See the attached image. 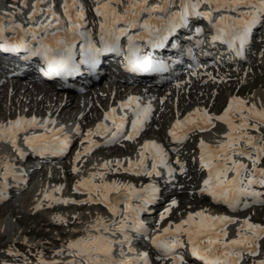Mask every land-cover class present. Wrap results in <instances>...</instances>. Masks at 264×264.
Masks as SVG:
<instances>
[{"label":"snow or ice","instance_id":"snow-or-ice-1","mask_svg":"<svg viewBox=\"0 0 264 264\" xmlns=\"http://www.w3.org/2000/svg\"><path fill=\"white\" fill-rule=\"evenodd\" d=\"M119 2L120 0H96L94 11L102 18L97 43L93 40L91 31L87 29L85 9L79 0H63L62 8L67 18V27H64V20L57 15L52 5L41 8L40 5L45 3V0H34L29 19L34 20L37 15L46 14L52 17L55 23L51 20L47 23L38 21L28 28L14 24L10 29H5L0 24V41H3L0 43V49L5 52H19L24 49L27 52L24 59L35 56L42 59L45 67L40 70L46 75L72 76L80 72L81 65L88 66V70L95 68L103 53L123 54L124 49L120 41L121 37H126L128 53L125 57L126 67L140 73L162 72L167 68L165 62L145 49L164 48L169 37L177 29L189 26V21L193 17L207 19L215 30L212 42L227 43L237 55L241 54V49L254 26L264 23V0H180L176 11H170L175 7L176 0H161L160 4L153 6L148 5V0H130L123 14L112 7L114 3ZM24 5L27 6V0H24ZM202 5H207L208 9L202 10ZM144 13L147 17L142 19ZM120 24L124 27H119ZM131 29L138 31L131 32ZM5 31L17 32V36H5ZM200 31L202 30L197 29V32ZM29 35L30 40L26 39ZM196 43L201 42L196 41ZM187 53L192 54L191 47L187 49ZM139 101V97L131 96L118 106L121 110L129 109L133 114L131 128L127 133H125L127 116H117V109L112 108L105 113L104 120L98 123L94 130L89 129L84 134L87 146L82 152L77 151L75 159L79 160L81 155L90 152L93 147H99L91 139L93 136L110 133L106 143H116L121 139L135 140L151 112L150 103L142 105ZM246 105L245 100L234 96L222 115L213 117L207 110L196 109V119L193 118V113H189L183 120L178 118L169 131L174 141H183L191 131L196 129L205 131L206 126L213 119L227 124L229 130L225 133L226 139L217 146L213 147L203 139L200 141V163L203 168L208 169V178L203 181L200 191L208 193L217 202L224 203L233 210L241 203L244 207L250 206L248 200L242 201V197L251 198L252 203L264 204V199L261 198L264 193L255 188V186H264V167L259 166L264 160V132L260 131L264 126V106L258 109L255 104L247 107ZM235 114H238L239 123L234 122ZM109 120L112 122L111 127L105 123ZM49 124L54 125L55 120L46 119L40 123L34 116L31 119L17 117L7 124H0V139H7L16 146L17 139L23 133V142L34 153L58 154L67 151L70 137L63 133L62 126L49 128ZM33 128H41L43 131L29 134V129ZM250 129L256 134H250ZM75 131L79 134V127ZM84 142L81 141L82 144ZM241 144L245 147H241ZM17 151L21 156L25 155L18 147ZM237 156L246 158L251 167L243 160L236 159ZM149 159L150 167L147 163ZM175 162L180 165L179 170L184 172L181 161L177 158ZM111 163L106 161L101 168L119 171L123 167L122 161L115 162L116 168H110ZM161 166L167 170L169 178L176 171L168 163V153L165 148L155 141H146L139 149V159L136 161L129 159L128 166L123 167V171L133 172L136 175L160 176L161 172L158 169ZM0 168H3L0 172V199H3L9 187L8 178L11 176L18 180L20 177L14 170L13 164L4 163ZM72 170L79 171L75 166ZM229 173H232L231 177ZM104 175L103 171L94 172L87 179L78 181L75 190L83 186L88 190L89 197L87 200L71 202L105 204L114 217L121 219L105 222L98 216L90 225V228L95 230V235L89 232L87 236L70 241L66 245L73 257L67 264H151L147 253L128 255L136 251L131 246L133 237L130 232L142 234L145 239H150L151 244L159 250L156 259L171 258L172 264H186L184 255L179 251L185 248V240L182 238L185 236L187 245L190 246V255L203 264H239L245 253L254 257L259 255L260 241L264 240V225L252 223L250 218H245L240 222L236 238L228 239L227 226L237 223V219L227 215H208L203 210L188 213L187 218L179 223L169 222L162 231H159V221H157V234L149 237L150 229L140 219V214L148 210V205L155 203L159 191L157 186L149 183L137 189L132 185L116 181L99 184L93 182L97 176L103 181ZM60 190L59 187L53 189V191ZM93 191L98 193L95 199L91 195ZM109 193L117 195L110 199ZM45 198L50 202L69 203L47 192ZM133 200L139 203L134 204ZM121 203L124 204L123 209L119 208ZM176 204L177 201L173 199L160 213V220H163ZM116 233H120L122 239H113ZM117 244L120 245L121 259L113 256V248ZM125 245L128 246L127 252L124 250ZM57 251L63 253L64 249ZM25 264H28L26 259ZM39 264H56V262L41 259ZM255 264H264V259L255 261Z\"/></svg>","mask_w":264,"mask_h":264},{"label":"rangeland","instance_id":"rangeland-1","mask_svg":"<svg viewBox=\"0 0 264 264\" xmlns=\"http://www.w3.org/2000/svg\"><path fill=\"white\" fill-rule=\"evenodd\" d=\"M79 1L81 2L86 0H79ZM123 1L124 0H120L118 4L114 3L112 7L117 9L119 7V4L123 3ZM9 2L12 3L11 4L4 3L2 4V6H0V8L8 9V12H10L11 14L17 13L16 8L18 7V10H20V6H21L20 4H24V0H21L22 3L20 2L19 5L17 3V0H10ZM11 5H14L15 7H12ZM18 14H20L19 11ZM258 39H260L262 43V40H264V36L262 37V35H260ZM257 43H258L257 38H255V41L253 40V44H252L254 48L251 50V52L254 54L252 56V59L248 63L241 64L240 66L241 68L238 70V71H242V69H245L244 73H246V69L250 70L248 74H245L247 75V77L241 78L239 74L233 77H229V76L224 77L225 76L224 69L219 68L217 70H208L206 71L207 73H204L203 76H200V78H204V77L210 78L212 80V82L210 83H203V84L196 83L191 88L190 85H187L189 87L187 88L184 87L181 89H177L175 91L171 88L172 85H167L163 87V89L164 88L167 89L165 91L166 94L162 95L164 96V98L163 97L157 98V102L154 106V112L155 115L159 118V123L157 124L154 123L149 130L143 132L141 136L138 137L135 141H128L122 139L121 141L119 140V142L114 145L108 144V146L106 147H101L97 149V153L94 154V157L97 158L96 163L99 165V164H104L106 161H111L112 163L110 165V168H114L116 166L115 164L116 159H120L125 162L127 161V159H132L138 153L139 148L141 147V145H143L145 141H155L156 143L160 144L161 140L164 139L163 136V132H164L163 127H165L164 124L169 118H171L173 115L174 116L179 115L178 113H183L184 111L198 109L197 107L203 108L204 105L207 106L208 102L211 100H213L214 102L212 106H208L209 114L212 115L213 117L222 115L224 110L227 108L231 98L235 96L234 94L228 91L229 88L226 87L227 85H230L235 90H237L240 86L244 87L245 91L240 95L235 96L241 99L245 97L249 98L255 91L264 89V72L263 75L256 76V71H253L254 69L262 70L258 64L259 59L257 58L259 49L255 48ZM195 70L197 71V68ZM179 80H181V76L178 78V81ZM0 90H3L8 94L6 99L4 100L5 101L4 103L6 105H9L11 102L10 99L11 92L9 90H6V87H2V86L0 87ZM49 90H47V94H45V97L47 98L46 99L47 102L49 99H51L52 96V94L49 93ZM44 91L46 90H43V92ZM79 97L80 96H77V102L78 100H80ZM85 98L87 99V97ZM96 104L98 105L97 110L93 112L90 119L84 121V123L82 124L83 127H88L89 125L97 124L99 122L100 114L102 113V106L100 105V101H98ZM220 104L223 106L217 108V106ZM84 107H81L80 104L78 111L73 112L72 119L69 121V123L71 124L77 123L76 120H74V117L75 116L78 117L79 114L84 109ZM214 120H215L214 122L217 123V126L215 128L220 129L223 122L216 119ZM218 131L220 130H205L204 132L200 131L199 129L194 130V132H192L189 135V138L186 140L185 144H183V146H185L186 148H184V150L183 148H181V150H183V153L186 152L191 153L193 150L191 147L194 146L193 144L196 145V143L193 142L194 139L200 138L201 140V139L209 138L211 135H214V133H217ZM260 131L264 132V126L261 127ZM199 133H201V135ZM80 142H81V138L77 141V143H75V146H73L72 150H78L80 147L79 146ZM187 143L188 146H186ZM162 146L165 148V150L167 149L166 151L170 152L168 154H172L176 150V149L174 150V148L173 149L168 148L170 147V144L168 145L166 144ZM106 153H112V156L107 157ZM188 153L182 154V157L183 158L188 157ZM70 154H73V151H71ZM178 154L179 153H175L172 155V157H177ZM243 159H245L246 163L249 164V167H251L250 162L247 161L246 158ZM88 160L89 159L87 157H84L82 159V162H80L79 167L75 166L76 168L79 169L80 174L89 173L90 169L94 167V165L91 163L92 160L90 159V161L87 162ZM245 161L243 162L245 163ZM260 165L264 167V160L260 162ZM58 169L59 167H52L51 169H47V170L46 168L40 169L39 172L40 175L34 180H32L31 183L25 189L17 193L15 196L11 195L12 196L11 198L9 199L7 198L6 200L0 202V221L2 219L7 221L5 225L6 231L5 230L2 231L0 227V264H20L19 261L15 262L9 260L11 256H9L7 260L2 259L3 257L1 252L6 251L5 253L9 255L10 249L19 250L26 258L28 257H31L32 259L46 258L49 259L50 261L53 259V257L59 254L57 250L61 249L62 246L66 244L69 240L75 237L76 239H78L82 236H85V231L81 227L80 222L82 220H85V217L88 216V214L95 211L99 215L108 217L109 213L106 209L105 210L100 209L99 207L95 208V206L91 203L89 204L86 203L85 206L80 210H78V208L75 209L76 207L52 210L51 207H54L59 203L50 202L48 199L45 198V196H41V198H37L35 200L33 198H29V196L32 194L31 192L33 191L32 190L33 187H35V183L37 182V179L41 177L42 173H45L46 175L49 176L51 175L52 177L54 176L61 177V182L57 183L56 185H53L54 187L58 186L61 190L59 191L58 194H54L52 196L56 195L57 198L60 200L63 199V197H68L67 198L68 200H73V199L75 200V195L70 192L71 190H69L70 183L74 181L73 177H75V175L72 176L70 168L63 170L62 168H60L61 170L58 171L59 174L57 175L49 174L54 171H57ZM104 171L108 172L111 170L104 169ZM177 173H180V176L183 175L182 172H177ZM187 175L188 172L185 173V177H187ZM190 175L191 177H189L188 180L195 179L192 174ZM105 177L108 182L116 181L120 183H125L127 185H133L135 188H137L136 183L140 182L142 184L153 179L151 176H146V175H132V176H126V178H120L117 176L115 178H108L107 173H105ZM156 177L157 176H155L154 178ZM160 182L162 183L161 185H163V181ZM169 182H171V180ZM185 182L188 181L185 180ZM175 190L176 193H174L171 196V198L175 199L177 201V204L174 207H172L171 211L165 216L163 220H161L164 221L163 224L164 226H167L169 222H172L173 224L178 223L179 219L180 221L183 220V217L188 213L198 212L201 206H209L207 205L208 203L207 200L202 199L203 197L199 199H193L192 197H188L185 192L191 190L189 188H185L184 181L175 183ZM165 203H168V201H166ZM38 205L40 206L37 207ZM190 205H194L196 207L191 208ZM263 207L264 204L260 205L259 203H257L256 206L252 205L244 208L241 207L239 211H241L242 218H248V216L250 215L255 216L258 218L257 222L260 225H264V217H263L264 215L263 216L258 215V213L260 214V211ZM263 210L264 208L262 209V213L264 214ZM161 212L162 211H159L157 213V216L160 215ZM71 218H75V219L78 218L76 221L79 224H75L74 226L73 225L67 226L68 225L67 221H69ZM112 218L115 217L111 215L110 219ZM110 219L107 222H109ZM116 219H120V218H116ZM166 221L168 222L166 223ZM161 225L162 224H159L160 228L164 227V226L161 227ZM143 245L144 244L142 242L140 248H142ZM260 249L264 251V240L260 241ZM245 256L250 257L251 255L246 254ZM69 258L72 259L73 257L71 256L65 258V260H63L64 261L63 263L67 264L66 261L68 260L70 261ZM250 258L251 259L253 258L252 260L255 259L254 256H251ZM252 260H250L249 261L250 263L247 264H251L253 262ZM159 264H164V263L159 262Z\"/></svg>","mask_w":264,"mask_h":264},{"label":"bare ground","instance_id":"bare-ground-1","mask_svg":"<svg viewBox=\"0 0 264 264\" xmlns=\"http://www.w3.org/2000/svg\"><path fill=\"white\" fill-rule=\"evenodd\" d=\"M29 1L32 2L31 3V11H32V5L34 3V0H29ZM81 2H83L82 4H84V5L85 4H88L89 5V2H87V1H81ZM129 2H130V0H124L123 3L119 4V7L116 10L119 13L123 14L122 11L125 10V8L129 4ZM160 3H161V0H148V5L149 6H153L154 4L157 5V4H160ZM93 4L96 5V2L95 3L93 2ZM40 7L43 8L42 6H40ZM204 7L205 6H203V8ZM0 12L5 14L6 12H8V9L0 8ZM91 12H93V9L90 10V13ZM8 15H12L11 18H13L15 14H11L9 12L6 16H8ZM18 15L21 16V14H18ZM98 18H99V21H101L102 18L100 16H98ZM3 21L5 23L8 22L7 20H3ZM8 24H9V22H8ZM261 27L262 26H260V27L257 26L255 29L252 30V31H256V34H255V32L253 33L252 38H253L254 35L257 36V34H259V33H261L260 35L264 36L263 35L264 33H262V30L260 31ZM257 29H259V30L257 31ZM254 41H255V36H254ZM263 42H264V40H262V43ZM252 44H253V42H252ZM263 46H264V44H263ZM257 56H258L257 58L259 59V63L258 64H259V66L261 67L262 70H258V69L255 70L254 69L253 71H256V76H261V75H263V72H264V47H263L262 50L259 49V53L257 54ZM195 58H198L197 54H196V57ZM233 58L234 57L231 56V55L229 57H227L228 63H230V62L233 61V64L232 65H228L227 66V69L224 68V75H225L224 77H227V76L233 77V76L238 75V74H239V76L241 78L247 77V75H245V74H248V72L250 70H247L246 69V73H244L245 69H242V71H238L241 68L240 67L241 64L245 63V60L244 61H239L238 59L234 60ZM185 81H187L186 86L187 85H190V88L193 85H195L196 83H200V84L202 83L203 84V83H210V82H212V80L210 78H208V77H204V78L197 77V78H194V76L191 75V76H188V77H185V78H181V80H179V81L177 80L175 84H172L171 88L174 91L177 90V89L184 88L185 87L184 86V82ZM1 86H3V85H0V87ZM32 86L27 87L23 92H21L17 88V86H13L12 87V90H10V92H11V94H10L11 102H10L9 105H6L4 103L5 102L4 100L6 99V97H7L8 94L6 92H4L3 90H0V124H7L8 121L15 120L16 117H24V118H27V119H31V117H33V116L34 117L41 116L42 117V120L43 119L46 120L45 119L46 117H48V119H52V118H56V117H54V114L55 113L57 114V116H59V117L62 116V118H64V119H68L69 118V121H70L72 119L73 112H75V111L77 112L78 111V108L80 106V102L79 103L77 102V95L76 94H74V95H68L66 98H63V95L57 94V93L55 94L54 93L57 97L55 98V95H54V97L51 96V99H49L48 102H47L46 101L47 98L45 97V94H47V90H49V88L48 89H45L46 91L43 92V90H37V88L32 87ZM165 86L166 85H164L163 87H165ZM226 87H228L229 88L228 91L230 93L234 94L235 96L240 95L241 93H243L245 91V88L244 87H241V86L237 90L233 89L230 85H227ZM166 90L167 89H165V88L163 89L162 88L161 93L162 94H166L165 93ZM139 95H141L140 97L142 99H146V101H148L151 104V112L149 114V118L144 123L143 129L141 130L140 134L136 137V139L138 137H140L143 132H146L147 130H149L150 127L154 123H157V121L159 122V120H157L156 118H153L155 116V112H154L153 108H154V106H155V104L157 102V98L154 99V96H152V95L149 96V94H147V93L145 95L140 93ZM58 97H59V99H58ZM118 97H119V94H116V98H118ZM59 100L62 103H57V101H59ZM243 100H245L247 102L246 107L247 106H250L252 104H255L258 109L261 108L262 106H264V89H261L259 91H255L249 98L245 97V98H243ZM96 101L98 102V99ZM99 101H100V105L102 106V113L100 114V119H99V122L98 123H100L101 121H103L101 119L104 118L103 116L105 115V113L108 112L110 109H112V107L109 106L110 105V102L108 100L101 99ZM213 102L214 101L211 100V101L208 102L207 106L204 105L203 108H201V107H197V108L198 109H201V110H207V112L209 113L208 106H212ZM118 106L113 107V108H116L117 109L116 115L117 116L126 115L127 116V119H129V121L125 125V128H126L125 133H127V131H129L130 128H131V120L134 117H133V114L131 113V111L129 109L126 108V109L121 110L120 107H118ZM222 106L223 105L220 104V105L217 106V108H220ZM97 108H98V105L96 104V102L94 100L88 102L87 104H85V107L82 110V112L79 114V116L78 117L77 116L74 117V120H76V122H77L76 123L77 126L76 127H73L72 126L73 124L68 123L70 126H68V130L67 131L70 132V137L73 138L75 140V142H77L80 138H81V141L82 140L85 141L84 144H82L80 142V145H79L80 146L79 147L80 150L79 151H81V152L87 146V140H85V135L84 134L87 133V131L89 129H93L94 130L95 127H96V125L98 123L97 124L89 125L85 130H84V127L82 126V130H80V133L79 134L75 131V129L78 127V124H80V127H81V125L84 123L85 120L90 119L91 116H92V114H93V112L96 111ZM195 110H188L187 111L188 114L189 113H193L194 114L193 115V118L194 119L197 118V116L195 115ZM175 116L176 117H174L173 119H169L167 121V124L165 125V127H163V130H164V132H163L164 139L161 140V143H160L161 145H166V144L168 145V144H170V147H168V148H172V149L175 148V147L177 148V145H180L182 143V141H174L172 139V137L169 135V131H170V128L169 127H170L171 121H173V120H175L176 118L179 117V115H175ZM54 120H56V119H54ZM214 121L215 120L213 119L211 121V123L206 126V130H220V131H218L217 133H214V135H211L209 138H205L203 140H204L205 143H208V141H209V142H211V143H213L214 145L217 146L218 143H221V142H223L226 139L225 133L228 132L229 129H228L227 124L224 123V122L221 125L220 129L215 128L217 126V123L214 122ZM238 121H239L238 114H235L234 115V122L235 123H239ZM65 122H66V120H65ZM249 132L252 135H255L256 134L255 131L254 130H251V129L249 130ZM29 134H30V132H29ZM104 136L105 135H103V136H93L91 139L94 140L99 145V147H93L90 152L81 155V157H80L79 160H76L75 159V161H74V165L76 167H79L80 162H82V159L84 157H87L89 159L87 162H89L90 159H91L92 160L91 163L94 165V167L92 169H90L89 173L76 175V180L70 183V189L69 190H71L70 192L75 195V200L76 201L87 200L88 199V197H89L88 190L85 187H83V186H81V188L79 190H75V186L77 185V182L78 181L87 179L89 177V175L91 173H93V172L103 171V172L107 173L108 178H115L116 176L117 177H120V178H126V176L136 175L133 172H125V171H123V167H127L128 166V160L129 159H127L126 162L125 161H122L120 159H116L115 160V162L117 160L123 162V167L119 171H108V172H106V171H104V168H101V165H103V164H99L98 165L96 163L97 158L94 157V154L97 153V149H99L101 147H106V146H108V144H110V143H106V141H107L108 138L106 136L105 137ZM135 140H132V141H135ZM113 144H115V143H113ZM13 147L14 146L11 143V141H9L7 139H0V165H2L3 163H5L7 161V159L14 158L16 156ZM241 147H245V145L244 144H241ZM191 148L193 150H192V152L190 154H194V152H196L197 145H194ZM120 149H121V147H120ZM249 150H251V149H249ZM168 153H170V152H168ZM106 156L107 157H110V156H112V153H106ZM242 158L243 157H238L237 156L236 159L243 160ZM138 159H139V151H138V153L131 160L132 161H136ZM29 161H33V159L31 158ZM147 163H148V165L150 167L151 166V160L149 159L147 161ZM60 166H58V167L61 168ZM116 167H117V165L114 168H116ZM162 167L163 166H161L158 170L161 171ZM191 168H193V167H191ZM40 169H41V167H37V168H35L34 170L31 171V174H30L29 178L25 181V183L22 186V189L20 190V192L23 189H25L31 183L32 180H34L35 178H37L40 175V173H39L40 172ZM179 169H178V172H181ZM1 170H2V168H0V172H1ZM198 172L199 171H197V170L194 171V172H192V174L194 175V178H195V176L198 175ZM59 182H61V178L60 177H57V176L52 177L51 175L49 176V175H46L45 173H42L41 174V177L39 179H37V182L35 183V187H33V189H32L33 191L31 190L32 191L31 192L32 194L29 196V198H33L34 200L37 199V198H41V196H45V192L49 193L50 195L58 194L59 191H53V189L54 188H57L58 186L57 187H54L53 185H56ZM93 182L94 183H97V184L102 183V182L111 183V182H108L107 181L105 175H104L103 181L101 180V178L99 176H97L94 179ZM122 184H125V183H122ZM160 184H162V183L160 182ZM169 186H171V184ZM173 186L174 187H171V189H169V192H168L167 196L163 199L164 201L162 202V204L157 205L158 202L156 201L155 205H152L151 206V208L155 209L154 211H156V212L157 211H162L163 212V210L170 205L171 201L173 200L171 198V196L174 193H176L175 185H173ZM197 186L202 187L200 184H198ZM198 190H200V189H197L196 192ZM256 190H258V189H256ZM185 193L187 194L188 197H192L193 199H199V198H202L203 197L202 193H198L197 194V193L192 192V191H186ZM13 194L16 195V193H14V192H11L10 193V195H13ZM109 194H111V193H109ZM91 195L95 199V198H97L98 193H96L95 191H93L91 193ZM77 196H79V197H77ZM67 198L68 197H63V199H61V201L67 200V201H69V203H59L56 206L51 207L52 210H55V209H67L69 207H71V208L72 207H76L75 209L78 208V210H80L86 204V203H84V204H81V203H72L71 201H75V200L74 199L73 200H68ZM241 199H242V201L243 200H248V203H249L250 206H252V205L253 206H256V204H257V203H252L251 202V199H248L247 197H242ZM4 200H5V197L3 199H0V202H2ZM166 201H168V203H165ZM91 204H93L95 206V208L96 207H99L100 209H104V210L106 209L108 211V213H109L108 217H105V216H102V215L97 214V212L94 211V212H91L90 214H88V216L85 217V220H82L80 222L81 223L80 225L83 228V230H85L87 233L91 232L93 235H95L96 232H95L94 229H91L90 228V225L95 222V220H96V218L98 216L101 217V218H103V220L105 222H107L110 219L111 215H113V214H112L111 211H109V208L105 204H100V203H91ZM207 205H209V206H201L198 211L203 210L208 215H214V216L215 215H227V216L235 217L237 219V223L230 224V225L227 226V231L229 229H233V230L236 229L237 230L239 228V226H240V222H242L243 219H245V218H242L241 211H239V209H241V207L244 206L243 203H241V205L239 206L240 208L238 207L235 210H233L232 208H227L226 206H223V205H221L219 203L216 204V205H212V204H210L208 202ZM190 206H191V208L196 207L194 205H190ZM123 207H124V204L123 203L119 204V208L120 209H123ZM172 207H174V206H172ZM262 209L260 211V214L258 213V215H260V216H263L264 215L262 213ZM187 215H185L183 217V219H186L187 218ZM116 218H120L121 219V217H115L114 219H116ZM248 218H250V221L252 223L259 224L257 222V219H258L257 217L250 215V216H248ZM77 219L71 218L69 221H67V224H68L67 226H71V225L74 226L75 224H79L76 221ZM117 220H119V219H117ZM6 223H7L6 220H3L2 219L0 221V227H1V230L2 231H4L6 229L5 228ZM58 227H59V225H58ZM159 230L162 231L163 228H161ZM12 235H14V234H12ZM132 235H138V233L134 232V233H132ZM139 235L141 237H144L141 234H139ZM236 236H237V234L229 233L228 234V239H234V238H236ZM118 237H122V236L119 234ZM135 239H137V238H135ZM73 240H75V239L69 240L65 244V248H66V245L70 241H73ZM142 242H144V241L143 240H139L137 242V244H135L136 246L134 244L131 245L136 250L135 253H134V255H138V254L141 253L140 252L141 251L140 250V247L142 245ZM114 247L116 248L117 246H114ZM66 252H69V250L67 248H66ZM150 253L153 254V255H155V256H157L159 254V250L156 251V250L150 249ZM63 254H64V251H63L62 255ZM245 254H244L243 257H245ZM129 256H131V255H129ZM60 259L61 258H59L58 261L56 260V262H59ZM168 259H169V261L167 262V264H172L171 258H168ZM259 259H264V251H262L261 249H260L259 255L258 256H255L254 263H251V264H255V261H257ZM68 261H66V262H68ZM63 264H65V263H63ZM239 264H247V263L245 262V259L243 258L239 262Z\"/></svg>","mask_w":264,"mask_h":264},{"label":"water","instance_id":"water-1","mask_svg":"<svg viewBox=\"0 0 264 264\" xmlns=\"http://www.w3.org/2000/svg\"><path fill=\"white\" fill-rule=\"evenodd\" d=\"M116 195H117V194L113 193V194L111 195L110 199L113 198V197H115Z\"/></svg>","mask_w":264,"mask_h":264}]
</instances>
